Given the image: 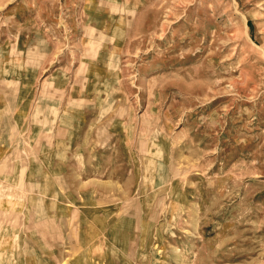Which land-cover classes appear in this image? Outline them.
<instances>
[{
  "label": "rangeland",
  "instance_id": "rangeland-1",
  "mask_svg": "<svg viewBox=\"0 0 264 264\" xmlns=\"http://www.w3.org/2000/svg\"><path fill=\"white\" fill-rule=\"evenodd\" d=\"M4 1V22L30 6L51 42L34 91L63 75V95L86 98L100 145L116 141L125 161L118 223L91 227L79 264H264V0ZM18 133L17 156L43 134L11 132L8 156ZM2 231L5 256L21 243ZM34 256L0 264H60Z\"/></svg>",
  "mask_w": 264,
  "mask_h": 264
},
{
  "label": "crops",
  "instance_id": "crops-1",
  "mask_svg": "<svg viewBox=\"0 0 264 264\" xmlns=\"http://www.w3.org/2000/svg\"><path fill=\"white\" fill-rule=\"evenodd\" d=\"M18 5L16 1L8 9L9 23L0 15V228L13 232V243L17 233L21 249L14 247L5 256L0 250V258L36 255L34 258L79 264L91 227L118 223L116 197L122 179L117 172L125 170V161L117 159L116 141L108 139L107 146L100 145L99 134L107 128L96 122V110L84 107L86 98L63 95V75H45L43 82L54 85L34 91L36 68L51 66L46 55L52 45L43 32L29 27L41 18L39 13L30 6L18 9ZM23 32H27L25 44L21 43ZM34 51H45L44 57L38 59ZM22 67L29 69L27 73H21ZM5 83L13 87L9 95L4 92ZM13 131L24 132L25 139L31 132L43 134L28 146V155L17 156L25 147L18 133L17 144L12 143L15 148L8 156L4 147ZM51 131L66 134L57 139L46 137L45 132ZM8 203L16 204L12 215L17 219L15 225L3 219L4 212H9ZM154 212L157 208L148 211L149 215ZM35 244L43 250L38 251Z\"/></svg>",
  "mask_w": 264,
  "mask_h": 264
}]
</instances>
